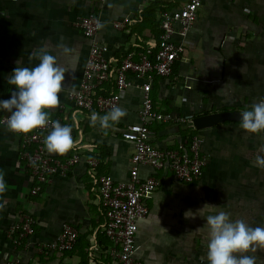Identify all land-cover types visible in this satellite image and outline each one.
I'll use <instances>...</instances> for the list:
<instances>
[{
  "label": "crops",
  "instance_id": "0c3cea01",
  "mask_svg": "<svg viewBox=\"0 0 264 264\" xmlns=\"http://www.w3.org/2000/svg\"><path fill=\"white\" fill-rule=\"evenodd\" d=\"M185 4L184 0H0V101L11 98L15 89L7 83L17 62L34 67L30 59L44 48L57 56L67 71L57 108L48 110L50 118L73 124L74 139L82 138L74 154L80 163L67 177H54L34 196L33 177L20 160V137L0 123V173L7 184L0 197V264H111L112 243L104 234L105 215L101 207L98 181L110 176L115 182H128L134 145L122 132L139 122L142 107V81L131 76L119 107L126 115L109 129L92 126L91 111L80 110L70 94L80 89L92 41L76 28L78 18L93 12L100 17L96 41L109 47L110 56L119 61L133 55L156 52L161 21ZM130 20L123 30L114 24ZM187 50L168 79L157 78L152 89L156 110L191 119L203 115L250 110L264 100V0H203L197 20L187 39ZM70 49L65 53L64 49ZM114 81L106 85L112 93ZM98 113V112H96ZM9 114L0 109L1 118ZM104 115L106 113H98ZM151 143L172 149L189 132L186 127L153 124ZM193 132V131H192ZM203 139L207 159L204 175L195 184L178 182L170 172L140 169V176H156L157 189L146 198L149 214L140 222L134 257L142 264H208V234L204 219H185L205 204L223 210L232 221L243 220L250 227H264V169L255 157H264V132L248 134L240 122H224L197 130ZM100 165L93 171L87 161ZM36 220V232L16 247L9 234L12 225L24 215ZM78 232L74 249L66 253L42 252L54 241L63 225ZM256 264H264V250L249 251Z\"/></svg>",
  "mask_w": 264,
  "mask_h": 264
},
{
  "label": "built area",
  "instance_id": "2783aa9c",
  "mask_svg": "<svg viewBox=\"0 0 264 264\" xmlns=\"http://www.w3.org/2000/svg\"><path fill=\"white\" fill-rule=\"evenodd\" d=\"M184 1L185 4L180 9L165 15L162 19L156 52L141 53L137 61L133 55L119 61L110 56L107 45L96 41L101 25L100 17L96 13L91 12L75 22L76 28L84 37L92 41L80 89L70 94V98L80 110L107 113L113 106H119L124 99L132 86L131 76L142 81L143 102L139 122L129 125L122 132L123 139L134 145L130 180L115 182L110 176H101L98 181L100 203L106 220L104 234L113 245L109 252L112 258L111 264H142L134 257L139 224L146 220L149 214L146 198L159 185L156 176L147 178L140 176L142 167H148L155 172H170L178 182L188 185L197 183L204 175L207 159L203 153L204 141L199 135L186 137L182 143L172 149H160L151 143V126L155 123L197 131L193 119L160 112L155 109L152 100L154 81L157 78H170L175 66L182 62L187 50L189 33L203 4V0ZM130 23V20L126 19L115 23L114 27L123 30ZM111 81H114V90L109 95H105V87ZM9 115H4L0 120L1 125L6 128H8ZM50 119L68 125L61 119ZM50 131L51 126L48 125L28 135L15 134L21 139L20 160L35 182L31 192L34 196L41 192L44 184L56 176L67 177L68 172L80 163L78 154L61 160L47 152L44 139ZM72 135L74 138V130ZM87 164L93 171L100 165L96 159H89ZM35 232L36 220L28 214L9 229L16 247L22 246L35 235ZM78 236L76 229L65 224L58 237L44 244L41 251L70 252L74 249Z\"/></svg>",
  "mask_w": 264,
  "mask_h": 264
},
{
  "label": "clouds",
  "instance_id": "9594fccd",
  "mask_svg": "<svg viewBox=\"0 0 264 264\" xmlns=\"http://www.w3.org/2000/svg\"><path fill=\"white\" fill-rule=\"evenodd\" d=\"M65 53L70 49L65 48ZM38 63L34 67L18 66L7 78V83L15 90L11 98L0 101V109L10 115L7 118L8 130L18 135H28L36 129L51 126V131L44 139L48 153L64 155L78 148L82 138L74 139L73 127L78 124L79 113L73 114L72 125H62L50 119L52 110L58 107L59 94L63 90L66 69L60 66L57 56L44 48L38 49L30 59ZM126 115V111L113 106L109 112L100 115L92 112V126L99 123L101 129H109ZM240 127L248 134L264 132V100L256 103L250 110L240 114ZM257 166L264 169V157H255ZM7 191L3 173H0V197ZM3 204H0V208ZM218 208L209 204L203 205L196 213L188 210L185 219H195L198 215L205 221L203 227L208 234V264H256V257L247 255L249 251L264 250V227H250L243 220L232 221L230 214L220 210L215 214H206V210Z\"/></svg>",
  "mask_w": 264,
  "mask_h": 264
},
{
  "label": "water",
  "instance_id": "95a60500",
  "mask_svg": "<svg viewBox=\"0 0 264 264\" xmlns=\"http://www.w3.org/2000/svg\"><path fill=\"white\" fill-rule=\"evenodd\" d=\"M239 112H225L203 115L194 119L193 123L197 130L212 128L224 122H240Z\"/></svg>",
  "mask_w": 264,
  "mask_h": 264
},
{
  "label": "trees",
  "instance_id": "16d2710c",
  "mask_svg": "<svg viewBox=\"0 0 264 264\" xmlns=\"http://www.w3.org/2000/svg\"><path fill=\"white\" fill-rule=\"evenodd\" d=\"M189 132L187 133V137H190L191 135H193L195 132H192L190 130H188Z\"/></svg>",
  "mask_w": 264,
  "mask_h": 264
}]
</instances>
